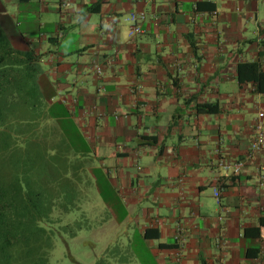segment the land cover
Returning <instances> with one entry per match:
<instances>
[{
  "label": "crops",
  "instance_id": "0c3cea01",
  "mask_svg": "<svg viewBox=\"0 0 264 264\" xmlns=\"http://www.w3.org/2000/svg\"><path fill=\"white\" fill-rule=\"evenodd\" d=\"M0 32L39 66L44 119L104 169L116 236L153 264H264V94L238 75L264 71V0H0Z\"/></svg>",
  "mask_w": 264,
  "mask_h": 264
},
{
  "label": "rangeland",
  "instance_id": "374dc122",
  "mask_svg": "<svg viewBox=\"0 0 264 264\" xmlns=\"http://www.w3.org/2000/svg\"><path fill=\"white\" fill-rule=\"evenodd\" d=\"M2 33L5 35L7 32ZM65 45L74 47V39L69 37ZM32 66L33 77L36 79L40 68L34 63ZM41 112L43 115V108L34 114ZM42 115H32L30 120L33 122H30L29 129L25 126V130L32 131L35 137L30 143V156L32 160L37 159V166L32 165L30 178L38 182L39 189L46 188L49 201L50 195L55 200L53 222L45 224L51 230L55 246L51 252V262L153 264L145 246L137 237L127 238L124 234L116 236L120 228L115 225L110 205L106 204L113 198V192L99 162L84 155L81 140L78 141L76 137L66 138V131L73 134L69 125L65 131L55 126L51 119L45 120ZM14 116L10 118L8 128L3 130L7 129L8 132L9 129L19 136V105L15 107ZM20 143L24 149L23 156L26 157L28 143L24 140ZM75 146L83 152V156L75 154ZM42 205L44 203L41 200ZM131 233L134 234V231Z\"/></svg>",
  "mask_w": 264,
  "mask_h": 264
},
{
  "label": "trees",
  "instance_id": "16d2710c",
  "mask_svg": "<svg viewBox=\"0 0 264 264\" xmlns=\"http://www.w3.org/2000/svg\"><path fill=\"white\" fill-rule=\"evenodd\" d=\"M31 64L32 55L15 50L0 32V264H53L50 256L55 246L45 224L53 222L55 200L50 195L49 201L46 188L39 189L38 182L30 178L32 165L37 166V159L30 156L35 137L25 126L29 129L32 115L41 116L42 112L34 113L45 108ZM238 75L240 83L252 82L264 94V71L258 63L239 64ZM18 105L19 136L3 130ZM23 140L29 146L26 157ZM260 225L252 230L253 236L261 237Z\"/></svg>",
  "mask_w": 264,
  "mask_h": 264
},
{
  "label": "built area",
  "instance_id": "2783aa9c",
  "mask_svg": "<svg viewBox=\"0 0 264 264\" xmlns=\"http://www.w3.org/2000/svg\"><path fill=\"white\" fill-rule=\"evenodd\" d=\"M146 20V15L145 14H140V15H136V14H132L129 18L128 21L132 23V28L130 30V36H134L136 34H140L142 33L141 27L139 26L138 22L139 21H145ZM96 73L98 75H102L103 74V70L101 67H97L96 68ZM256 138L252 143V153L256 154L261 152L264 149V127L261 124H258L256 127ZM224 170H232L234 174H237L240 172V170H242L243 168V164L242 163H234V164H223L222 165ZM215 196L216 198H219L220 194L218 192V190L215 191ZM183 237L182 240L183 241ZM182 250H178V253L176 255V259L178 261V263L180 264L182 262Z\"/></svg>",
  "mask_w": 264,
  "mask_h": 264
}]
</instances>
